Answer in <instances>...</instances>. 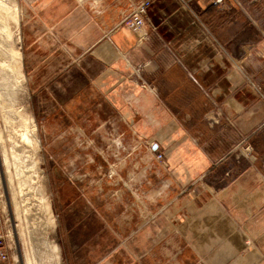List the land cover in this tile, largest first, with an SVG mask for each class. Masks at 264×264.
<instances>
[{
    "label": "crops",
    "instance_id": "1",
    "mask_svg": "<svg viewBox=\"0 0 264 264\" xmlns=\"http://www.w3.org/2000/svg\"><path fill=\"white\" fill-rule=\"evenodd\" d=\"M140 1L95 0L89 19L74 6L67 25L42 22L41 46H74V63L32 88L50 95L38 107L46 140L89 153V171L103 153L129 182L83 200L118 215L143 264H264V100L246 81L264 93V8L152 0L140 39L120 24Z\"/></svg>",
    "mask_w": 264,
    "mask_h": 264
},
{
    "label": "rangeland",
    "instance_id": "2",
    "mask_svg": "<svg viewBox=\"0 0 264 264\" xmlns=\"http://www.w3.org/2000/svg\"><path fill=\"white\" fill-rule=\"evenodd\" d=\"M0 1L7 2V5L16 4L17 10L21 9L19 31L14 30L9 19L11 36L4 30L6 27L0 18V63H5L0 66V132L3 136V141H0V196L15 224L18 249L15 256L18 264H143L129 246L132 236H123L124 231L118 228L121 227L118 215H115L117 220L107 219L97 207L89 206L83 200L95 196L111 197L116 188L129 182L114 171L115 167L103 153H97V170L91 166L92 170L89 171V153H59L60 149L52 145H56V142H47L38 107L41 106V98L47 103L50 95L32 92V88L38 90L46 85L49 78L56 75L57 69L62 72L65 66L74 63L71 57L74 46L62 43L41 46V37L46 38L47 35L46 28L42 35V22L53 24L59 19L63 21L62 26L64 20L67 25L73 15H68L69 21L65 19L64 8L74 6L75 11L79 12L77 19L79 16L89 19V7L95 5V0ZM220 2L222 0H216V3ZM234 4L251 9L264 8V0H234ZM263 13L264 10L262 13L258 10V20L264 19ZM72 31L67 30L66 36H70ZM12 50L21 53L23 76H19V71L11 65L16 62ZM50 52L54 57L49 60ZM235 64L241 73L247 69L256 79H261L242 60ZM253 64L251 66L255 67ZM30 117L37 125L38 147L31 146L29 142L27 146V141L22 139L25 119L32 127ZM73 145L68 144V147L72 148ZM76 145L79 146L77 142ZM3 146L7 148V153L14 148L17 153L28 155L24 158V165L6 167ZM157 155L155 158L163 161L164 158L159 159ZM79 161L80 165L76 166ZM89 183L92 188L98 189L89 190ZM111 187L112 192L109 190ZM119 210V207L114 209Z\"/></svg>",
    "mask_w": 264,
    "mask_h": 264
},
{
    "label": "built area",
    "instance_id": "3",
    "mask_svg": "<svg viewBox=\"0 0 264 264\" xmlns=\"http://www.w3.org/2000/svg\"><path fill=\"white\" fill-rule=\"evenodd\" d=\"M151 2L152 0H143L134 3L131 11L123 17L120 23L137 33L140 39L147 37V32H145L144 27L148 23V8ZM246 81L257 91L260 98L264 100L262 86L251 77H246ZM228 122L232 124L230 120ZM246 150L250 151L251 149L247 146ZM157 158L163 159V154L158 153ZM5 204V201L0 196V264H18L15 256L16 251L18 252V249H16V235H14L15 224L6 211Z\"/></svg>",
    "mask_w": 264,
    "mask_h": 264
},
{
    "label": "bare ground",
    "instance_id": "4",
    "mask_svg": "<svg viewBox=\"0 0 264 264\" xmlns=\"http://www.w3.org/2000/svg\"><path fill=\"white\" fill-rule=\"evenodd\" d=\"M20 10L19 9L17 10L16 4L7 5V2L3 3L2 1H0V18L3 20L2 24L6 27V28H4V30L6 31V33L8 32L10 36H11L12 31L10 28L9 19L12 20V25H13L12 27L14 28V30L19 31L20 20H21ZM12 56L16 57V60H15L16 62L11 64L12 67L19 71V76H23V73L21 72V65H22L21 53L18 50H12ZM3 64H5V63H0V66H2ZM6 67H10V65H7ZM29 120H30V125L32 124V127L29 126V122L25 119V121H24L25 122V126H24L25 131H23V133H22V139L27 141L26 142L27 146L29 145L28 144V142H29L31 144V146L33 145L34 147H38L40 145V140L36 134L37 125H36L33 118L30 117ZM2 139H3V136L0 132V141H3ZM21 143H24V142H21ZM26 143H25V145H26ZM17 145H15V146H17ZM6 149L7 148H5L3 146V149H2L3 150V159H4V164L6 165V167H9V165H14V164L24 165V158H26L28 155H26L25 153H17L18 152L17 149H14V148L11 149V153H7ZM43 197L46 199L45 195ZM48 209L50 211L49 205H48ZM27 260H29V259H27Z\"/></svg>",
    "mask_w": 264,
    "mask_h": 264
}]
</instances>
